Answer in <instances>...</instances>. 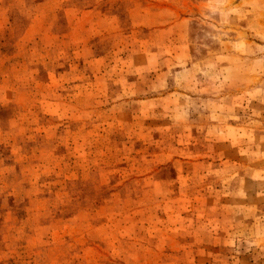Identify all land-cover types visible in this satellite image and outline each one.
Wrapping results in <instances>:
<instances>
[{"label": "rangeland", "instance_id": "374dc122", "mask_svg": "<svg viewBox=\"0 0 264 264\" xmlns=\"http://www.w3.org/2000/svg\"><path fill=\"white\" fill-rule=\"evenodd\" d=\"M0 264H264V0H0Z\"/></svg>", "mask_w": 264, "mask_h": 264}]
</instances>
